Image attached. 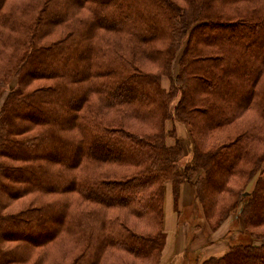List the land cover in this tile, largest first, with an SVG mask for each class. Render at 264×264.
I'll return each instance as SVG.
<instances>
[{
    "label": "trees",
    "instance_id": "obj_1",
    "mask_svg": "<svg viewBox=\"0 0 264 264\" xmlns=\"http://www.w3.org/2000/svg\"><path fill=\"white\" fill-rule=\"evenodd\" d=\"M7 1L0 99L13 78L18 86L0 105V172L14 181L0 189L30 199L15 215L0 209V232L7 224L49 232L3 237L26 241L31 253L69 241L74 264L117 251L154 264L164 185L186 181L207 218L229 192L212 227L239 210L245 236L260 241L198 264H264V0H34L6 9ZM42 79L47 86L30 90ZM30 108L37 118H19ZM167 120L192 137V162L181 171ZM219 129L227 134L215 138ZM29 254L0 248V264H38Z\"/></svg>",
    "mask_w": 264,
    "mask_h": 264
},
{
    "label": "rangeland",
    "instance_id": "obj_2",
    "mask_svg": "<svg viewBox=\"0 0 264 264\" xmlns=\"http://www.w3.org/2000/svg\"><path fill=\"white\" fill-rule=\"evenodd\" d=\"M28 1H34V0H9L7 1V5L5 6L6 9L10 8L11 6L14 8L20 7L21 4L27 3ZM71 22V21H70ZM264 35H261L263 37ZM63 61V58L60 57ZM178 59L174 60V67L171 69V73L174 75V73L177 72L178 68ZM52 65L56 68V70L59 69V63H54L52 61ZM234 65H230V68H232ZM31 74H43L45 75V72L37 71L34 73L31 72ZM171 74V75H172ZM49 82V80H37L33 84L30 85V90L35 89L37 87L47 86L46 84ZM170 80L167 76H163L162 79V85L168 89L169 88ZM16 79H12L10 84L5 90V95L3 98L0 99V105L4 101L5 96L11 91L17 88ZM181 95H179L175 100L171 102L177 103L179 101ZM21 117L19 118H37V113H32V109H26L23 111H20ZM32 114V115H31ZM165 128L167 130V143L169 145H175V142L180 143L182 148V154L180 156V159L177 163L178 170L181 171L183 169V166H186L192 162L193 153L191 151L192 149V137L189 132V128L182 122L178 120H167L165 122ZM170 132H174L177 137L171 136ZM215 135V138H221L227 134V130L219 129V131L213 132ZM215 138L213 141H215ZM209 143H212L210 141ZM54 155L56 153H53ZM9 163L12 165H17L19 162L14 160H9ZM2 172H0V183L3 182L8 183L11 187H13V180H10L8 177L4 179V176L1 175ZM31 177L35 179V176H30L29 174L25 175L24 178ZM257 176L255 174L252 178L246 179V192L249 193L252 191V189L255 186V180ZM244 180V179H243ZM234 182H230L232 184ZM8 185V186H9ZM10 188V187H9ZM11 189V188H10ZM222 192V191H221ZM219 193L220 196V203H216V207H214V215L213 217L208 216L204 214L203 211V204L202 202L197 198V195L195 194V189L193 185L190 182H182L178 186H174L173 183H165L164 185V191H163V221L161 223V228H164V213H165V200L167 197L168 206L176 215L178 220V225L180 228V231H177L179 234L178 241L180 242L179 247H175L174 251H179L178 254L173 256V254H170L171 252L167 253V249L170 247V239L168 238V234H170V231H164V240H163V248L160 251V258L158 261H154V264H198V262H201L203 260H206L210 257H220L221 254L226 250V252L229 250L230 246L232 244H237L241 242H253L254 244H259L260 241L258 240H250V236L243 233V227L241 228V224L239 223V210L235 211L232 215L225 218L218 226L212 227L210 225V222L213 224L217 222L219 219V213L221 209L223 208V203L226 202L229 199V192H223ZM30 198L28 196H22L20 198H10L7 194V192L2 189H0V200L1 202H5V206L3 203L0 206L1 210L5 213L13 214L20 213L21 210L25 207L28 200ZM171 202H170V201ZM223 201V202H222ZM171 203V204H169ZM211 207V206H210ZM213 208V207H211ZM115 211V210H114ZM113 211V212H114ZM169 214V209H168ZM170 215V214H169ZM129 220H134L135 217L128 214ZM48 223V220H47ZM8 225V224H7ZM6 229L4 228L0 232V248L2 249H13L17 246L19 249L23 246L27 250L28 253H30V256L34 255V258H39L40 261L38 264H74L71 260L72 255L75 254V251L72 250L74 253H71V247L72 243L67 241L65 245L60 244L59 242L50 245L49 247L39 248V249H33V252H29V245L26 241H17V240H7L4 238L3 234L7 231L9 235L13 236H21L22 233H27L29 231L30 234H39L40 232H49L38 229L37 227H33L31 230L28 228H25L21 231V227L18 229L17 227H10V225L7 226ZM5 227V226H4ZM135 229L141 231L142 228L136 226H133ZM13 229V230H12ZM150 231L153 232V234L156 233L157 228L149 227ZM6 230V231H5ZM144 230V229H143ZM142 230V231H143ZM164 230V229H163ZM5 231V232H4ZM6 239V240H5ZM174 239V238H172ZM166 250V252H165ZM173 251V252H174ZM225 252V253H226ZM217 253H221L218 255ZM224 253V254H225ZM72 254V255H71ZM223 254V255H224ZM222 256V255H221ZM170 257H174L172 260H167ZM122 258H127L130 261L134 259L135 257L130 255L127 252H112L111 254L104 255L98 264H118L120 263ZM22 260V258H21ZM152 260V259H150ZM34 260L32 259V262ZM135 264H142L143 262L140 261V259L134 260ZM8 264H14L13 262H9ZM144 264V263H143ZM148 264V263H147Z\"/></svg>",
    "mask_w": 264,
    "mask_h": 264
},
{
    "label": "crops",
    "instance_id": "obj_3",
    "mask_svg": "<svg viewBox=\"0 0 264 264\" xmlns=\"http://www.w3.org/2000/svg\"><path fill=\"white\" fill-rule=\"evenodd\" d=\"M167 199H169V198L167 197ZM167 199L165 200L164 230L165 231H170L169 232L170 234H168V238H171L170 239V247H169V249H167V253L171 252L170 254H173V256H175L176 254L179 253V251H174V249H175V247H179L180 246V242L178 241L180 236H178L179 234L177 233V231H179V232H181V231H180V228H179V225H178L177 217H176V215H174V213L172 212V210L168 206ZM169 204H171V203H169ZM168 209H169V214L170 215L168 214ZM172 238H174V239H172ZM165 252H166V250H165ZM225 252H226V250L223 252V254ZM217 254L220 255L221 253H217ZM223 254H221V255H223ZM172 259H174V257H170L167 260H172Z\"/></svg>",
    "mask_w": 264,
    "mask_h": 264
}]
</instances>
